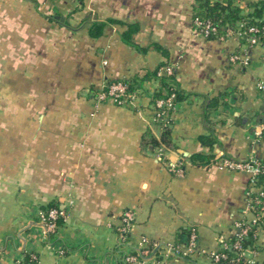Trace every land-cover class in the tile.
<instances>
[{
  "label": "crops",
  "instance_id": "crops-1",
  "mask_svg": "<svg viewBox=\"0 0 264 264\" xmlns=\"http://www.w3.org/2000/svg\"><path fill=\"white\" fill-rule=\"evenodd\" d=\"M195 1L0 0V264H26V254L38 255L37 264H125L126 210L135 214L130 247L147 239L169 250L163 264H216L210 254L245 217L251 176L190 158L209 151L201 137L212 134L218 155L264 159V132L255 134L264 123V44L199 35ZM97 22L105 23L103 34L92 37ZM132 23L141 25L134 41L146 52L123 39ZM235 54L249 64L234 62ZM164 61L186 94L172 114L166 153L145 139L163 132L155 82H145L132 104L96 96L108 81L142 76ZM206 97L218 98L209 118ZM178 164L181 173L169 167ZM52 202L68 216L47 240L38 213ZM189 228L198 236L185 257L186 246L176 252L174 244ZM256 244L264 264V227Z\"/></svg>",
  "mask_w": 264,
  "mask_h": 264
},
{
  "label": "trees",
  "instance_id": "trees-1",
  "mask_svg": "<svg viewBox=\"0 0 264 264\" xmlns=\"http://www.w3.org/2000/svg\"><path fill=\"white\" fill-rule=\"evenodd\" d=\"M244 0H196L193 5L192 10V20L193 27L195 30L198 29L196 23L198 21L202 23H211L213 27L217 29L215 33H212L206 39H221V37L225 36L229 29L237 30L238 24H243L244 29H248L251 26L258 27L261 31L264 30V0H258L251 4L247 9L242 7V2ZM105 23L97 22L93 23L90 28V35L92 37H99L103 34ZM141 30V25L139 23H132L127 25V30L123 33V39L127 44L135 47L137 50L141 52H146L148 48L139 46L134 41V36ZM262 43L264 44V36L261 35ZM242 41L246 42V37H240ZM153 48L163 53V55L168 56V50L163 46L154 43ZM170 65L167 61L161 62L154 69L147 70L146 73L142 76L135 75L130 79H122L115 81H108L107 86L111 85L114 82L121 81L127 85L128 93H138V97L133 100V103L143 94V84L145 82H155L157 84V89L152 94V102L156 104L159 100H169L171 99L174 107L172 108H161V110H165L167 113V117L163 119V121L157 122L163 128V132L161 134V138L157 139L151 132H148L145 136L148 144H151L154 149L159 148L162 149L164 153L168 152V150L172 147L171 143V125L173 123L172 114L178 108L180 102L185 100L186 94L184 90L181 88L180 82L177 80L176 72L174 71L172 74L166 75L161 74V70ZM206 110L205 116L209 118L211 116L212 110L216 109L218 106V98L206 97ZM216 139L212 134L201 137V142L204 146L208 147V152L198 153L191 156L190 160L193 164L197 166H210L217 163V155L218 153L214 149V144ZM165 156V154H164ZM220 158H227L225 155H218ZM261 161V160H259ZM262 162V161H261ZM257 185H264V174H260L257 177ZM255 196H259L258 192L254 193ZM60 206L56 202H52L48 206H44L41 209L48 212L52 208H59ZM55 222L57 225H62L65 222V219L62 217H58ZM192 228L184 230L182 234H188V238L186 240L178 239L174 244V250L176 252L179 251L180 246H188L190 242V237L192 233ZM255 228L251 229L247 236H233L229 239H223L222 247L220 248V255H224L220 259V261L216 262V264H261L257 262H251L249 258L245 255H242V249H247L251 251L261 250L256 244V236L254 235ZM54 234L51 235V238ZM226 244V245H224ZM240 244L241 248L235 246ZM130 249L131 254H141L145 249L152 252L154 250V243L148 242V245L145 248H139L137 246L128 247ZM166 248L162 246L156 253L155 257L158 260H163V256L161 252ZM67 251V250H66ZM128 250L122 253L123 260L125 264H129L126 261ZM36 255V254H35ZM38 255L36 258H33V255L26 254L24 262L26 264H37L38 263Z\"/></svg>",
  "mask_w": 264,
  "mask_h": 264
},
{
  "label": "built area",
  "instance_id": "built-area-1",
  "mask_svg": "<svg viewBox=\"0 0 264 264\" xmlns=\"http://www.w3.org/2000/svg\"><path fill=\"white\" fill-rule=\"evenodd\" d=\"M198 29L196 30L197 33L205 38H208L212 35V33H215L217 29L212 26L211 23H202L198 21L196 23ZM243 24H238L237 30L229 29L225 36L221 37V39H225L231 36H240V37H246V43L249 47H253L257 44L262 43V37L264 36V30L261 31L258 27L251 26L248 29H244ZM232 60L236 62L237 60H240L243 64L248 65L249 61L246 55L240 54V55H233ZM174 72V68L172 65H167L161 70V74H172ZM259 89L264 93V84L259 83ZM97 101L104 102V101H112L117 105H127L132 104L133 100H135L138 97V93H128L127 92V85L121 81L114 82L111 85L102 87L101 90L97 93ZM155 108V121L160 122L163 121L165 117H167V113H165V110H161V108H172L174 107V104L171 99L169 100H159L154 104ZM264 132V123L258 124L255 127V134L257 136H261ZM261 160V161H259ZM217 167H219L221 170H231V171H238V172H244L248 173L251 176L250 179V188L247 192V207L246 210H244L245 217H243L241 220H238L234 223V227L237 230V233L235 236H247L251 229L253 227L255 228L254 235L257 237L259 233L262 231L264 227V185H257V177L260 174H264V159H258L257 157L252 156L250 159L246 161H235L233 159H227V158H221L216 163ZM169 167L172 170H176L177 172H183L182 164L178 165H169ZM258 192L260 195L255 196L254 193ZM68 216V210L62 207L59 208H52L48 212L40 209L38 213L39 222L42 225L43 228V235L47 240L51 239V235L55 234L58 230V225L55 222V220L58 217H62L66 220ZM250 217V218H249ZM135 223V214L132 210H126L125 213L122 216V223L119 227L120 236L122 239V242L126 247H130L129 242V236L130 232L134 227ZM197 231L196 229L192 230L190 242L188 246H186L183 251L181 252V255L185 257H191V255L194 253V249L197 242ZM148 240L143 239L137 247L139 248H145L148 245ZM226 245V244H224ZM159 247L158 244H154V248ZM241 248L240 244H237L235 246ZM170 250H172V247H169ZM60 253H63L64 250H62L61 246L58 250ZM169 250H165L167 253ZM220 250L213 252L210 254V258L216 263L220 261L224 255H220ZM180 252V249L179 251ZM261 252V250L258 251H251L247 249H242V255H245L249 258L251 262H257V255ZM126 261L130 264L137 263V264H163V260H158L155 257V254L145 249L141 254H131L130 251L127 252ZM153 253L152 255H150ZM33 258H36V255H33Z\"/></svg>",
  "mask_w": 264,
  "mask_h": 264
}]
</instances>
